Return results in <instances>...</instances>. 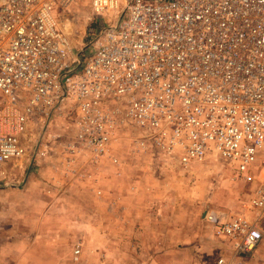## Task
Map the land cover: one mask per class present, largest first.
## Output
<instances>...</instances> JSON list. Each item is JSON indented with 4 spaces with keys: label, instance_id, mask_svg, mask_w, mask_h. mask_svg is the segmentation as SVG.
<instances>
[{
    "label": "built area",
    "instance_id": "built-area-1",
    "mask_svg": "<svg viewBox=\"0 0 264 264\" xmlns=\"http://www.w3.org/2000/svg\"><path fill=\"white\" fill-rule=\"evenodd\" d=\"M66 1L0 0V169L58 153L66 171L118 175L129 132L183 167L214 155L254 183L249 214L204 211L230 250L217 264H247L264 240V0H88L102 22L83 48L61 26Z\"/></svg>",
    "mask_w": 264,
    "mask_h": 264
},
{
    "label": "rangeland",
    "instance_id": "rangeland-1",
    "mask_svg": "<svg viewBox=\"0 0 264 264\" xmlns=\"http://www.w3.org/2000/svg\"><path fill=\"white\" fill-rule=\"evenodd\" d=\"M56 8L74 47L83 48L97 27L93 23L98 25L101 18L87 21L88 0H68ZM89 49H85V54ZM52 127L55 134L62 136L55 142L59 145L68 133L66 123L55 122ZM130 136V132L125 133L117 141L118 175L111 166L97 170L82 162L74 163L72 171H66L58 153L22 165L2 166L0 264H110V256L105 254L114 244L115 232L123 230L126 234L125 247L134 240L127 237L129 224L134 223L117 220L112 207L114 196L131 193L134 181L139 186L128 196L150 202L143 207L149 213L143 227L150 232L149 243L158 240L155 236L160 229L184 223L185 234L200 237L202 244L204 241L210 247L206 259L208 256L215 260L223 252L222 245L213 238L204 211H221L224 216L249 214L246 202L254 183L236 177L233 169L214 155L186 167L163 156L148 157L133 146ZM98 187L101 195L96 193ZM141 208L131 206L129 211L134 217H141ZM152 213L158 216L153 218ZM184 239L185 246L195 241L190 236ZM77 246L80 253L74 258ZM94 248L103 254H97ZM260 253L262 257L252 259L250 264H264V254Z\"/></svg>",
    "mask_w": 264,
    "mask_h": 264
},
{
    "label": "crops",
    "instance_id": "crops-1",
    "mask_svg": "<svg viewBox=\"0 0 264 264\" xmlns=\"http://www.w3.org/2000/svg\"><path fill=\"white\" fill-rule=\"evenodd\" d=\"M7 164H3V166ZM133 183L134 184L131 188L134 190L139 184H137L136 181ZM133 190L131 193L128 192L125 197L114 196V202L112 204V207L114 208L113 215L117 217V220L122 219L123 222L124 220L127 222H130L131 220V222L134 223L133 226L129 224L127 231V237H133L134 240L129 242L127 247H125L123 240L126 238V234L122 232L123 230H117L114 234V244L111 246V250L105 254V256H110V264H217L216 261L219 257L227 256L229 254V247L212 235L216 241H220L223 252L217 255L215 260H211L208 256L206 259V252L209 251L210 247L205 244L204 241L202 244L200 237L197 238L194 233L185 234V231L183 230L184 223L175 225L168 230L166 229L162 231V229H160L158 232L159 235L157 234L158 236H155L159 237L158 240L149 243L147 240L150 232H146L143 228L145 219L149 220L147 218L149 213L147 214L143 207L145 205L148 206L146 203L150 204V202H148V200H146L147 202H143L144 200L141 201L140 199H137L138 196H128L133 195L135 191ZM137 204L142 207L141 213L143 214H140L141 217H134L132 210L130 209L131 212L129 211L131 206L136 207L138 206ZM151 216L156 218L158 214L156 215L152 213ZM118 222L121 224L120 221ZM185 236H190L195 240L192 245H184ZM94 251L97 254H103V251L98 248H94ZM260 252L264 254V240L252 253L246 255V263L250 264L252 259L262 257ZM105 261L109 260L106 259Z\"/></svg>",
    "mask_w": 264,
    "mask_h": 264
}]
</instances>
